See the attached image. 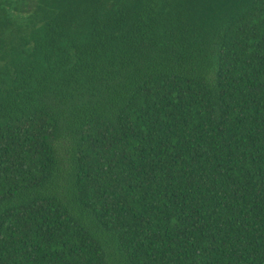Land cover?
<instances>
[{
	"label": "trees",
	"instance_id": "1",
	"mask_svg": "<svg viewBox=\"0 0 264 264\" xmlns=\"http://www.w3.org/2000/svg\"><path fill=\"white\" fill-rule=\"evenodd\" d=\"M0 264H264V0H0Z\"/></svg>",
	"mask_w": 264,
	"mask_h": 264
}]
</instances>
